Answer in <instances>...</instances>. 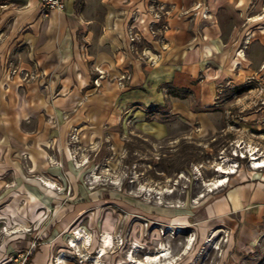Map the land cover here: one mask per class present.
<instances>
[{"label":"rangeland","instance_id":"obj_1","mask_svg":"<svg viewBox=\"0 0 264 264\" xmlns=\"http://www.w3.org/2000/svg\"><path fill=\"white\" fill-rule=\"evenodd\" d=\"M151 1L165 20L168 6ZM224 4L243 30L242 62L194 121L159 112L153 118L165 122L166 134L157 138L130 132V121L118 135L87 136L52 118L48 139L0 151V264H95L93 255L96 264H264V235L238 246L235 234L214 228L216 197L243 179L264 178V167L252 166L253 156L264 158V0ZM6 63L10 77L38 78L12 58ZM228 171V183L210 185ZM77 230L90 234V246L82 238L67 246ZM106 233L113 243L100 257ZM162 245L169 258L146 262Z\"/></svg>","mask_w":264,"mask_h":264},{"label":"crops","instance_id":"obj_2","mask_svg":"<svg viewBox=\"0 0 264 264\" xmlns=\"http://www.w3.org/2000/svg\"><path fill=\"white\" fill-rule=\"evenodd\" d=\"M157 1L170 11L162 20L168 24L164 48L148 28L150 0H62V10L46 14L39 0H1L0 151L48 139L52 118L59 129L76 126L87 136L118 135L130 121V132L159 138L166 134L165 122L153 118L159 112L190 122L209 110L218 82L235 77L242 62L243 30L220 6L232 1L237 7L239 0ZM130 24L141 41L129 40ZM142 50L151 58L159 53L157 62L140 58ZM10 58L38 78L10 77ZM218 201L215 229L235 234L238 246L264 235V178L234 183L212 204Z\"/></svg>","mask_w":264,"mask_h":264},{"label":"built area","instance_id":"obj_3","mask_svg":"<svg viewBox=\"0 0 264 264\" xmlns=\"http://www.w3.org/2000/svg\"><path fill=\"white\" fill-rule=\"evenodd\" d=\"M42 6V13L46 14V12L50 9H55V10H62L64 8V3L62 2V0H39ZM153 1H151L149 3V12L152 14L153 19L149 22L148 24V28L149 31L151 32L152 36L160 43L161 47L164 48V44H165V35L166 32L168 30V24L166 22H162L161 20V16L159 15V12L156 11V9H153ZM162 4H160L161 6ZM163 8V6H161V9ZM208 16H210V14H208ZM142 20L139 17L133 15V20ZM128 38L131 42H137V41H141L142 37L140 35V33L135 30L134 25L130 24L128 26ZM135 47L132 45V49H134ZM160 56L159 53H156L155 57L151 58L147 52H145L144 50L141 51L140 54V58H142L143 60H145L146 62L153 64L156 63L158 60V57ZM122 79L124 78H128V75H123L121 76ZM95 83H97V80L95 79Z\"/></svg>","mask_w":264,"mask_h":264},{"label":"bare ground","instance_id":"obj_4","mask_svg":"<svg viewBox=\"0 0 264 264\" xmlns=\"http://www.w3.org/2000/svg\"><path fill=\"white\" fill-rule=\"evenodd\" d=\"M260 18H257V19H260ZM252 159L254 160L253 161V165H252L253 167H255V168L264 167V158L263 159H258V158H255L253 156ZM230 172L229 171L225 172L220 178H217L214 182H211L210 185H213V187H218L220 185H224V184L228 183L229 180H230L228 174ZM81 234H80L79 230L75 231L74 232V237L70 240V242H69V244L67 246L75 248L77 246L78 240H80L81 238L86 242L85 244H88L90 246L91 245L90 234H87V233H86L87 235H83V234L81 235ZM75 235H77V236H75ZM209 241H211L210 238L207 239V242H209ZM112 243H113V239H112V236L110 234L106 233L105 235H103L102 239H101V243H100L99 249H98V255L101 254L100 257L105 255L106 252H107V248ZM169 256L170 255H169L168 250L162 245L161 247L158 248V250H157V252H156L154 257H151L150 255L146 256V262H149V263L159 262L162 259L169 258ZM129 257H130L131 260H135V259H133L132 253L130 254ZM92 261H93V263L96 264V261H97L96 260V256L93 255ZM134 263H136V261Z\"/></svg>","mask_w":264,"mask_h":264}]
</instances>
